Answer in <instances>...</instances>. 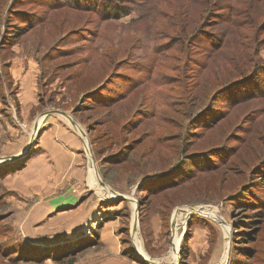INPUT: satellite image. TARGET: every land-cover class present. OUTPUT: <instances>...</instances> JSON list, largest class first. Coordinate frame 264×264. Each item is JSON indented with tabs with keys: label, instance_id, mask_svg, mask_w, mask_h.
I'll return each mask as SVG.
<instances>
[{
	"label": "rangeland",
	"instance_id": "obj_1",
	"mask_svg": "<svg viewBox=\"0 0 264 264\" xmlns=\"http://www.w3.org/2000/svg\"><path fill=\"white\" fill-rule=\"evenodd\" d=\"M258 73L264 0H0V264H264Z\"/></svg>",
	"mask_w": 264,
	"mask_h": 264
},
{
	"label": "crops",
	"instance_id": "obj_2",
	"mask_svg": "<svg viewBox=\"0 0 264 264\" xmlns=\"http://www.w3.org/2000/svg\"><path fill=\"white\" fill-rule=\"evenodd\" d=\"M21 94L24 95L29 94V91L25 90ZM64 130L65 129H62L59 125L57 126L56 123L53 125L51 124V126L49 125V128L41 134L40 142L42 148L46 151V154L50 156L49 158L51 160L49 161L48 159L47 162L49 164H45L47 169L49 168L60 169L63 165L62 161L64 156H61L59 152L63 151V149L65 150L69 149L68 144H70L68 133L64 134L63 133ZM21 137L22 136L17 135L16 138H11L10 140H7L8 142L0 150L1 155L4 153L10 154L17 151V149H19L20 147L19 143L20 141H22ZM45 157L48 158L47 156ZM73 165H75V163ZM38 174H40V172H38ZM101 243L102 246L98 252H95L93 255L91 254V256L82 257V258L80 257L77 261L72 262L71 264H139L136 261H134L132 258L128 257L127 255L120 254L118 243H116L115 240L110 235L107 236V239L102 236Z\"/></svg>",
	"mask_w": 264,
	"mask_h": 264
},
{
	"label": "water",
	"instance_id": "obj_3",
	"mask_svg": "<svg viewBox=\"0 0 264 264\" xmlns=\"http://www.w3.org/2000/svg\"><path fill=\"white\" fill-rule=\"evenodd\" d=\"M55 111H57L58 113H60V114H63V115H65L66 117H68L69 118V115L67 114V113H65V112H61V111H59V110H55ZM43 115V114H42ZM70 122L73 124V126H75L76 127V122L73 120V119H70ZM38 120H36L35 121V123H34V127H33V132L35 133L36 131H37V127H38ZM80 129V132H79V134L82 136V138H83V141H84V145H85V135H84V131L81 129V128H79ZM78 131V130H77ZM31 141L26 145V149L25 150H27L31 145H32V143H33V140H34V138H33V136H31ZM87 145H85V149L87 150L88 149V146L86 147ZM23 152V151H22ZM22 152H20L19 154H22ZM19 154L17 153V154H11V155H7V156H0V160H7V159H13V158H15L16 156H19ZM101 181V180H100ZM101 184L103 185V186H105L106 184L103 182V181H101ZM107 186V185H106ZM108 187V186H107ZM109 188V193L111 194V196H116V197H118L119 199H123V198H125L126 196H124L123 194H121V193H119V192H117V191H115L114 189H112V188H110V187H108ZM137 206H138V204H137ZM137 206H136V208H137ZM135 218H134V220H133V227H136L137 226V211H136V209H135ZM134 250L138 253V251H137V248L134 246ZM228 250H229V246H228ZM139 254V253H138ZM144 258V257H143ZM144 260H145V262H147V263H149V264H157V263H155L154 261H152V260H150V259H148V258H144ZM225 264H226V262H225Z\"/></svg>",
	"mask_w": 264,
	"mask_h": 264
},
{
	"label": "trees",
	"instance_id": "obj_4",
	"mask_svg": "<svg viewBox=\"0 0 264 264\" xmlns=\"http://www.w3.org/2000/svg\"><path fill=\"white\" fill-rule=\"evenodd\" d=\"M242 1H243V0H242ZM252 3H253V2H252ZM252 3L250 4L251 7H252V8L250 7L251 11H253V7H254V6H255V8L257 7L256 5H253ZM257 5H258V4H257ZM260 74H261V73H258V76H256V79H257V77H258V78H259V77L261 78V77L264 76V73H263L262 75H260ZM15 169H17V168H15ZM70 263H71V261H70Z\"/></svg>",
	"mask_w": 264,
	"mask_h": 264
},
{
	"label": "bare ground",
	"instance_id": "obj_5",
	"mask_svg": "<svg viewBox=\"0 0 264 264\" xmlns=\"http://www.w3.org/2000/svg\"><path fill=\"white\" fill-rule=\"evenodd\" d=\"M91 171L93 172V168L91 167ZM220 220V219H219ZM226 228V227H225Z\"/></svg>",
	"mask_w": 264,
	"mask_h": 264
}]
</instances>
